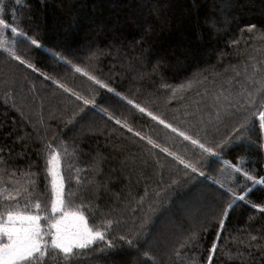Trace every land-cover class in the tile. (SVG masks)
I'll use <instances>...</instances> for the list:
<instances>
[{"label":"trees","instance_id":"16d2710c","mask_svg":"<svg viewBox=\"0 0 264 264\" xmlns=\"http://www.w3.org/2000/svg\"><path fill=\"white\" fill-rule=\"evenodd\" d=\"M0 2L5 6L0 18L22 21L24 30L41 44L40 48L19 42L15 46L38 72L0 51V188H21L17 197L21 205L31 202L27 210L33 211L31 204L39 200L42 210L48 205L41 214L50 213L44 139L62 138L68 148L62 157L66 192L76 194L67 199L73 207L83 204L89 226L107 229L106 237L114 245L108 248L98 241L85 250L87 255L76 256L69 264H141L138 250L148 251L155 264H206L217 235L212 264H264V212L251 207L264 206V185L252 186L247 202L233 204L220 230L231 196L213 183L220 180L225 187L246 183L235 173L233 179L226 176L230 169L222 160L238 163L237 155L244 156L254 175L264 178L259 130L251 134V143L218 149L220 159L207 154L201 158L196 145L147 115L152 112L207 146L228 134L245 113L241 110L217 123L215 97L224 90H251L264 82V0ZM253 24L256 28L249 31ZM51 52H59L71 64L57 61ZM72 65L147 111L141 113L100 88ZM59 84L82 96H94L97 107L83 105ZM116 119L133 131L116 124ZM147 138L193 163L203 175L153 148ZM28 172L35 175H25ZM141 198L143 204H138ZM15 202L0 196V205ZM149 205L155 209L150 221L140 236L132 235L129 229L140 225ZM109 220L112 226L107 228ZM41 225L47 228L48 221L42 219ZM193 234L197 241L181 247ZM120 236H131L138 248ZM46 260L64 264L60 254L50 252Z\"/></svg>","mask_w":264,"mask_h":264},{"label":"snow or ice","instance_id":"6c2138e0","mask_svg":"<svg viewBox=\"0 0 264 264\" xmlns=\"http://www.w3.org/2000/svg\"><path fill=\"white\" fill-rule=\"evenodd\" d=\"M41 3H43V0H41ZM27 7L30 11L31 6L28 5ZM4 12L5 6L0 2V16H2ZM28 19L31 20L30 15ZM210 23L214 24L215 21H210ZM255 28L256 25L253 24L249 26L248 30L252 31ZM15 37H21L22 40L17 41L14 39ZM18 42L29 43L37 48L41 47L40 42L24 30L22 21L13 23L4 18H0V51L7 53L8 56L18 61L21 65H25L27 68L32 69L33 72H38L39 69H37L33 63L17 54L15 46ZM51 55L57 61L71 64V61L67 60L59 52H51ZM72 66L75 72L87 76L89 80L93 81L100 88L106 89L107 92L120 97L122 100L126 101L127 104L137 108L141 113L147 111L144 107H141L140 104L135 103L126 96H122L121 93L117 92L108 83L91 75L79 66ZM40 75L44 76V73L41 72ZM237 75H239V73H237ZM45 78L48 79L49 77L45 76ZM249 80H253V78L249 77ZM54 83L58 82L54 81ZM164 86L167 87V85ZM188 86L191 87V82H189ZM59 87L63 88L65 92H70L71 95L74 96L77 101H81L83 105H91L93 108L97 107L94 96H82L78 92L65 87L63 84H59ZM181 87L184 86L181 85ZM214 106L217 109L215 112V121L217 123H223L225 118H230L240 113L241 110L245 113L232 125L231 131L223 136L214 146H207L205 143L201 142V140L195 139L185 131H181L173 125L166 123L165 120L154 115L150 111L147 112V115L166 128L171 129L172 132L183 137L184 140H188L193 145H196L202 150L201 158H203L204 154H207L208 156L220 159L221 152L218 151V149L232 148L236 144L245 143V141L251 143V134H253L256 129L259 130L260 134L257 147L261 153H264V82L261 83L260 87L251 90L242 88L235 93L231 90H224L215 97ZM233 109L235 111H232ZM81 111H83V108H81ZM99 111L108 115L104 109H99ZM21 115H23V113H21ZM74 115L75 113H73V116ZM108 118L114 119V117L110 115ZM67 122L71 123V118ZM115 123L121 124L122 127H127L129 132L133 131L126 123L122 124L119 119H116ZM208 123L212 124L213 127L217 126L213 124L212 120H209ZM134 134L141 139H145V137L141 136L140 132H135ZM147 143L152 145L153 148H160L162 152H166L169 156H174L185 169H190L193 173L203 175V172L193 163L186 161L180 156H175L174 153L169 152L167 148H161V146L151 138H147ZM44 151L46 179L50 177V213L47 215L41 214L42 211L47 212L48 205L42 210L39 200L31 204V207L34 209L33 211L27 210L31 202L21 205L17 199L21 194V188H15L12 191L6 188H0V196H3L5 201H16L13 204L4 203L0 205V264H48L46 257L49 256L50 252L62 255L64 264H69V262L74 261L76 256L87 255L85 250H88L98 241L105 242L108 248L114 247L112 241L106 237L107 229L101 230L89 226L88 219L82 210L84 205L79 204L73 207L72 202L67 199V197L75 196L76 194L66 192V181L62 173V157L68 154V148L63 139L55 135L51 138L45 137ZM235 160L238 161V163L222 160V163L230 169V172H228L226 176L228 179H233L232 174L235 173L237 176L242 177L243 181L246 183L225 187V183H222L220 180L213 181V183L218 184L221 189H224L225 192L231 196V202L226 205L220 220V230H223L224 219L227 217L229 210L232 209L233 204L237 200L247 202L246 197L252 191V186L257 184L264 185V178L257 177L248 169L247 161L243 155H237ZM0 163H3V161H0ZM185 174L187 175V173ZM13 175H15V173H13ZM25 175L34 176L35 173L28 172L25 173ZM76 180L77 183H79V177H76ZM28 183H34V180H29ZM235 187H241L242 191L237 192ZM23 191L28 193L27 187H24ZM28 196H31V193H28ZM25 198L27 199V196ZM138 204H143V198L138 201ZM251 207L258 208L259 211L264 212V206L262 205L252 204ZM154 210L153 206L149 205L148 212L141 219L140 225L134 229H129L132 235L138 237L142 234V230L150 221L151 213ZM42 219L48 221L47 228L42 227ZM111 226L112 221L109 220L107 228ZM119 239L125 241L133 248H138V245L133 243L131 236H120ZM197 239L198 237L196 234H193L185 240L181 247H185L197 241ZM219 239L220 236L217 235L215 240L211 242V246L208 249L209 254L206 264H212L213 256L217 252V242ZM256 239V236H251V240ZM248 247L251 248L253 245L248 244ZM137 255L143 257L141 264H155V257L151 256L148 251L141 253L138 250ZM176 255L179 256L180 253L176 252ZM239 255L242 256L243 253H239ZM193 264H195V261H193Z\"/></svg>","mask_w":264,"mask_h":264}]
</instances>
